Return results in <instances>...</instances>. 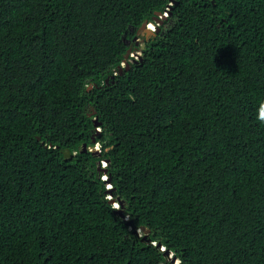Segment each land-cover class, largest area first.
<instances>
[{
    "label": "trees",
    "instance_id": "16d2710c",
    "mask_svg": "<svg viewBox=\"0 0 264 264\" xmlns=\"http://www.w3.org/2000/svg\"><path fill=\"white\" fill-rule=\"evenodd\" d=\"M170 1L0 0V264H264V0Z\"/></svg>",
    "mask_w": 264,
    "mask_h": 264
},
{
    "label": "clouds",
    "instance_id": "9594fccd",
    "mask_svg": "<svg viewBox=\"0 0 264 264\" xmlns=\"http://www.w3.org/2000/svg\"><path fill=\"white\" fill-rule=\"evenodd\" d=\"M175 2V1H174ZM173 4V1L171 0L170 1V3H169V6H171ZM170 9V8H169ZM158 13H160V14H158ZM168 14H169V10H166L165 12H157L156 13V16L154 17V22H144L143 24H145V27L146 28H148V29H150V30H152L153 31V34H155V33H157L158 32V30H159V25L160 24H162V22H163V20H164V18H163V16H165V19L167 18V16H168ZM155 18H158V19H160V20H162V22H160V21H158V20H155ZM142 24V25H143ZM141 25V26H142ZM140 26V27H141ZM140 27H139V29H140ZM139 29H137V31H136V35L133 37V42L135 43V45H137V46H140L139 47V50L137 49V50H134V51H132V49L130 50V53H129V56L128 57H132L133 59H130V61H128V62H134V61H136V60H138V59H140L141 57V52H140V50L144 47V40L145 39H148L149 37H150V35H153V34H150V35H148L147 37H146V34L142 31V32H138V30ZM142 36V37H138V36ZM138 40H139V42H138ZM127 42V41H126ZM130 48H131V45L129 46ZM128 49V48H127ZM127 51V50H126ZM134 52H138V53H136V54H134ZM128 57L125 59V56H124V60L122 61V63H121V67H124L125 66V62H127V59H128ZM96 127V130H99L98 128H97V126H95ZM97 144L96 145H93L91 148L93 149V151L94 152H98V148H97ZM72 153V152H71ZM106 165H107V161H105V160H103L101 163H100V169L99 170H103V169H105V167H106ZM101 179L102 180H104L105 181V187H106V189L109 191V190H111L112 189V185H111V183L109 182V180H108V176L106 175V174H102V176H101ZM106 197L109 199V201H110V203L112 204V207L113 208H115V212L117 211V210H120V212H121V208H120V205H119V203H118V201H116V200H114L113 198H112V196L110 195V192H108V194L106 195ZM120 214V213H119ZM145 231H146V229H144ZM143 230V228L141 227L140 229H137L136 230V232L137 233H139L140 231H144ZM161 249H163V247H161ZM171 255V254H170ZM169 257V256H168ZM171 257H173L172 255L169 257L170 259H171ZM173 263V262H172ZM176 263H178V264H180L179 263V261L178 260H176Z\"/></svg>",
    "mask_w": 264,
    "mask_h": 264
},
{
    "label": "water",
    "instance_id": "95a60500",
    "mask_svg": "<svg viewBox=\"0 0 264 264\" xmlns=\"http://www.w3.org/2000/svg\"><path fill=\"white\" fill-rule=\"evenodd\" d=\"M172 1L174 2L175 0H172ZM158 14H160V13H158ZM163 18L165 19V16H163ZM155 20H158V21L162 22V20H160V19H158V18H155ZM142 31L146 34V37H147L148 35H150V34H153V31L150 30V29H148V28H146V27H145V24H143V25L140 27V29L138 30V32H142ZM130 50H131V48L128 47V49H127V51H126V53H125V59L129 56ZM128 67H129V62L127 61V62H125V66H124V67H121V66L118 67V73H122V70H123V69H128ZM98 124H99V123H97L96 120H94V125L97 126ZM85 150H86V147H85V144H83L82 151L84 152ZM63 156H64V157H69V158H70V157H72V153H71V151H70L69 149H66V150L63 152ZM98 169H100V167H99ZM116 213H121V212H120V210H117ZM143 230H144V229H143ZM144 231H145V230H144ZM145 232H147V231H145ZM157 245L160 246V243H158ZM162 250H163V249H162ZM164 253H165L166 255H168L169 257L171 256V255L169 254L168 250H165ZM171 262H173L174 264H178V263H176V257H174V256L171 257Z\"/></svg>",
    "mask_w": 264,
    "mask_h": 264
},
{
    "label": "rangeland",
    "instance_id": "374dc122",
    "mask_svg": "<svg viewBox=\"0 0 264 264\" xmlns=\"http://www.w3.org/2000/svg\"><path fill=\"white\" fill-rule=\"evenodd\" d=\"M138 42H139V40H138ZM136 53H138V52H134V54H136ZM97 131H99V130H97ZM97 148H98V146H97Z\"/></svg>",
    "mask_w": 264,
    "mask_h": 264
}]
</instances>
